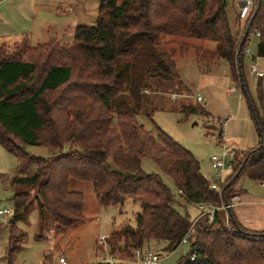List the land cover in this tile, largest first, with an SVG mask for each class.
<instances>
[{"label": "trees", "instance_id": "obj_1", "mask_svg": "<svg viewBox=\"0 0 264 264\" xmlns=\"http://www.w3.org/2000/svg\"><path fill=\"white\" fill-rule=\"evenodd\" d=\"M226 7L227 0H98L95 25L76 26L68 44L50 38L31 46L24 37L0 45V146L16 158L18 172L29 173L16 181L35 192L40 215L51 216L55 235L83 220V196L68 188L74 179L90 182L105 207L139 203L135 226L110 233L112 255L128 257L150 241L173 252L191 229L188 253L176 264H264V231L248 230L232 209H220L241 193L235 190L241 177L264 185V94L259 82L255 105L242 72L247 30L259 34L253 58H264V0H255L244 27L238 15L230 24ZM176 41L180 50L192 49L200 65L226 61L230 79L252 105L258 143L234 150L232 171L219 193L209 189L189 151L136 120L149 80L178 78L173 51L165 49ZM206 42L213 50L202 47ZM183 112L208 116L202 108L184 106ZM24 146L58 153L31 157ZM142 158L171 178L175 193L159 175L141 170ZM180 200L184 207L209 204L218 210L211 222L206 216L191 220L178 210ZM13 202L10 258L20 248L14 225L32 207L29 192L15 194Z\"/></svg>", "mask_w": 264, "mask_h": 264}, {"label": "rangeland", "instance_id": "obj_2", "mask_svg": "<svg viewBox=\"0 0 264 264\" xmlns=\"http://www.w3.org/2000/svg\"><path fill=\"white\" fill-rule=\"evenodd\" d=\"M227 2V18L233 25L239 10L235 0ZM97 7L98 0H1L0 45L24 37L31 46L43 44L50 38L68 44L76 26L95 25ZM162 41L165 42L166 38H162ZM256 42L257 37L249 38V54L245 55L242 65L246 88L255 105L259 82L264 94V79L258 80L250 74L252 67L264 71V60H250V57H254ZM188 43L194 44L191 41ZM179 44V41L165 44L167 51H173L178 78L149 80L142 111L136 116V120L149 133L155 135L160 130L189 151L199 161L200 171L207 178L214 175L210 158L219 154L221 143H226L229 148L245 151L257 145L258 134L249 105L229 79L227 62L218 60L198 65L194 60V51H186L184 48L180 50ZM202 45L205 49L214 48L212 43ZM179 53L182 57H179ZM229 89L233 90L227 94ZM197 96L203 98L205 103L197 102ZM224 99L227 106L223 105ZM184 106L202 108L208 116L184 113ZM211 125L214 127L209 129ZM23 151L38 158H50L58 153L32 146H24ZM140 168L147 174L159 175L170 190L176 192L171 178L163 174L151 160L142 158ZM26 175L29 173L17 171L16 158L0 146V207L13 211V197L22 192H29L32 202L31 209L14 225L12 234L19 241L20 248L12 258L8 255L10 225H0V264H61L60 258L65 264H94L105 257L100 246L102 244L98 242L101 235H108V244L111 232L119 231L125 226H135V217L140 211L138 202L127 200L123 206L105 207L96 199L90 182L71 179L69 190L83 196V220L69 227L63 235L57 236L53 233L51 216L40 215L34 198L35 192L24 182L16 181ZM235 188L249 193L264 191L260 184L245 177L236 182ZM178 210L183 214L187 213L191 220L199 213L196 207L190 205L179 207ZM147 245L145 248L161 255L163 259L160 264H176L189 249L188 245H180L173 252H166L162 242L150 241ZM107 249L111 254L109 245ZM130 255L129 252V256L124 257L116 251L113 254L124 262L129 260Z\"/></svg>", "mask_w": 264, "mask_h": 264}, {"label": "built area", "instance_id": "obj_3", "mask_svg": "<svg viewBox=\"0 0 264 264\" xmlns=\"http://www.w3.org/2000/svg\"><path fill=\"white\" fill-rule=\"evenodd\" d=\"M235 2L239 5V20L242 23V27L245 26L246 22L248 21L254 7L255 0H235ZM1 18V15H0ZM259 34L254 29L247 30V37L248 41L249 38L252 37H258ZM244 54H249V43L247 42L245 48H244ZM250 74L254 76L257 79H263L264 78V71L259 70L256 67H252L250 70ZM233 90V89H232ZM231 90V91H232ZM196 101L199 103H204V99L200 96L196 97ZM235 157L234 150L230 149L225 145V143L220 144V152L217 155H214L210 158V164L211 169L214 172V175L209 176L206 178L209 189L213 192H220L221 185L224 183L226 177L231 173L232 171V165ZM228 172V174H225ZM238 203V197L234 196L231 198L229 204L222 205L220 209L222 210H231L236 204ZM198 215L197 218L206 216L208 218V221L211 222L214 217L215 211L218 210V208H215L209 204H202L197 206ZM13 216V211L9 208H1L0 207V225L7 224L10 218ZM195 219V220H196ZM194 220V222H195ZM191 236V229L187 231L185 236L182 238L180 245H186L189 238ZM108 235H101L98 238V242L100 246H102V250L105 252V257L98 261L103 264H114V263H123V264H160L162 261V257L159 253L147 249V248H135L131 251V258L124 262L121 259L116 258L108 251V244H107ZM59 262L61 264H65V261L60 258Z\"/></svg>", "mask_w": 264, "mask_h": 264}, {"label": "crops", "instance_id": "obj_4", "mask_svg": "<svg viewBox=\"0 0 264 264\" xmlns=\"http://www.w3.org/2000/svg\"><path fill=\"white\" fill-rule=\"evenodd\" d=\"M0 2H1V0H0ZM235 4L239 10V5L236 2H235ZM228 5H229V3L227 2V6ZM237 15L238 14L236 13V17H237ZM18 40H20V39H18ZM3 43H7V42H3ZM194 44H195V42H194ZM199 44L200 43H197L196 45H199ZM202 47H203V45H202ZM208 50H213V49H208ZM179 57H182V56L179 55ZM194 60H195V58H194ZM250 60H252L254 62L255 61L260 62V61L264 60V58L250 57ZM198 65H200V64H198ZM229 79H230V76H229ZM230 81L232 82L231 79H230ZM231 90L232 89L227 90V94H230ZM222 101H223L224 106L228 105L227 101L225 99ZM204 103H205V100H204ZM263 103H264V100H263ZM223 140H225L224 137H223ZM225 145L227 146L226 143H225ZM230 149H232V148H230ZM232 150H235V149H232ZM260 186L264 188L263 184H260ZM235 190H238V189L235 188ZM239 190H241V193L237 196L238 197V203L232 208V212H233L237 222L242 227H244L248 230L264 231V191L262 193H260L258 191H256V192L254 191V192L249 193V192H246L242 189H239ZM179 203L181 206L185 205V201H183V200H180ZM226 220H227V215L225 216V221ZM144 246L146 247L148 245L145 244Z\"/></svg>", "mask_w": 264, "mask_h": 264}, {"label": "water", "instance_id": "obj_5", "mask_svg": "<svg viewBox=\"0 0 264 264\" xmlns=\"http://www.w3.org/2000/svg\"><path fill=\"white\" fill-rule=\"evenodd\" d=\"M246 35H247V32H246L245 36H246ZM241 45H242V43H241ZM241 45H240V47H239V50L241 49ZM242 87H243V84H242ZM248 105H249L250 111L253 112V109H252V105H251V103H248ZM258 133H259V135H260V131H259V129H258ZM258 148H260V146H259Z\"/></svg>", "mask_w": 264, "mask_h": 264}]
</instances>
